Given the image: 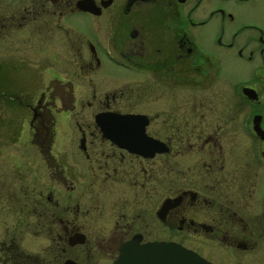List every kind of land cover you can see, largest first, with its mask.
Listing matches in <instances>:
<instances>
[{
	"label": "flooded vegetation",
	"instance_id": "obj_1",
	"mask_svg": "<svg viewBox=\"0 0 264 264\" xmlns=\"http://www.w3.org/2000/svg\"><path fill=\"white\" fill-rule=\"evenodd\" d=\"M225 1L0 0V264H264V0Z\"/></svg>",
	"mask_w": 264,
	"mask_h": 264
},
{
	"label": "water",
	"instance_id": "obj_2",
	"mask_svg": "<svg viewBox=\"0 0 264 264\" xmlns=\"http://www.w3.org/2000/svg\"><path fill=\"white\" fill-rule=\"evenodd\" d=\"M134 119L136 120V116H121L118 118V123H133ZM106 130L105 128L103 131L105 135L108 134ZM170 253L173 254V264H209L196 252L180 244L148 243L141 245L135 242L125 243L121 247L120 258L116 264H170V260H167Z\"/></svg>",
	"mask_w": 264,
	"mask_h": 264
},
{
	"label": "rangeland",
	"instance_id": "obj_3",
	"mask_svg": "<svg viewBox=\"0 0 264 264\" xmlns=\"http://www.w3.org/2000/svg\"><path fill=\"white\" fill-rule=\"evenodd\" d=\"M236 3H237L236 1H228L227 0L223 3V5L225 6L226 9H231L232 11H234L236 13L237 12H243V10H241L242 7ZM42 241H44V240H42Z\"/></svg>",
	"mask_w": 264,
	"mask_h": 264
}]
</instances>
